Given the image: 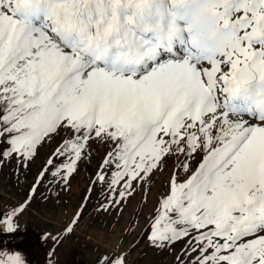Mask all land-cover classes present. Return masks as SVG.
<instances>
[{"label":"snow or ice","instance_id":"6c2138e0","mask_svg":"<svg viewBox=\"0 0 264 264\" xmlns=\"http://www.w3.org/2000/svg\"><path fill=\"white\" fill-rule=\"evenodd\" d=\"M5 168L25 192L0 204V235L91 169L46 264L90 205L127 215L86 235L94 264L142 244L171 264H264V0H0ZM0 264L29 261L0 244Z\"/></svg>","mask_w":264,"mask_h":264},{"label":"rangeland","instance_id":"374dc122","mask_svg":"<svg viewBox=\"0 0 264 264\" xmlns=\"http://www.w3.org/2000/svg\"><path fill=\"white\" fill-rule=\"evenodd\" d=\"M47 149L41 151V156L37 160V166L44 158ZM104 149L102 147H94V159L92 160V168L103 155ZM35 167L33 171H35ZM91 169L82 171L81 176L73 181V190L70 193H61V204L56 205L49 201L45 203L38 197V202L33 206L25 217L21 218V229L14 237H6L0 235V244L10 249H17L23 251L24 255L29 261V264H46L47 254L51 250L52 242L45 237V232L53 231L60 226L62 222L63 211H67L68 207L78 202L82 195V189L86 187V178ZM23 179V178H21ZM29 181L31 177L28 178ZM161 177H156V187L153 188L152 198L155 199L156 191L159 189ZM25 187L17 186L16 177L11 174L10 168H5L0 172V204H13L24 195ZM44 195L48 193L41 189ZM95 199V198H94ZM139 197L133 201V205L137 211L140 210L142 204L138 202ZM94 203V201H93ZM67 205V207H66ZM129 209V213H131ZM118 218L113 214L112 217L99 216L95 213L92 205L89 206L88 213H86L85 224L82 225L81 231L77 237H73L65 245L57 249L56 259L58 264H94L98 255L91 245L85 244V237L90 233L103 235L105 232H111L119 235V229L127 220V215L124 220L117 223ZM21 237L20 241L16 238ZM36 241L34 249H30L32 241ZM131 240V237H128ZM115 243V241H113ZM172 257L164 252H156L145 245L132 252L130 256V264H171Z\"/></svg>","mask_w":264,"mask_h":264},{"label":"flooded vegetation","instance_id":"af4514ba","mask_svg":"<svg viewBox=\"0 0 264 264\" xmlns=\"http://www.w3.org/2000/svg\"><path fill=\"white\" fill-rule=\"evenodd\" d=\"M36 241H37V240L31 242V245H30V249H31V250L34 249V246H35V244H36ZM39 264H42V263L39 262Z\"/></svg>","mask_w":264,"mask_h":264},{"label":"water","instance_id":"95a60500","mask_svg":"<svg viewBox=\"0 0 264 264\" xmlns=\"http://www.w3.org/2000/svg\"><path fill=\"white\" fill-rule=\"evenodd\" d=\"M2 235H4V236H13V237H14V236L17 235V234H15V235L2 234ZM16 240H17V241H20V240H21V237H17Z\"/></svg>","mask_w":264,"mask_h":264}]
</instances>
